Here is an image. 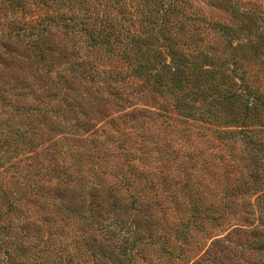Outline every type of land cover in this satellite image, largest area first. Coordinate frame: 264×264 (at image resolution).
<instances>
[{
    "label": "rangeland",
    "instance_id": "rangeland-1",
    "mask_svg": "<svg viewBox=\"0 0 264 264\" xmlns=\"http://www.w3.org/2000/svg\"><path fill=\"white\" fill-rule=\"evenodd\" d=\"M42 1L31 0L37 16L69 17L59 7L80 4ZM87 1L101 15L114 3ZM118 1L126 13L114 9L112 16L131 34L148 33L138 13L144 1L160 11L157 26L186 62L187 90L137 77L71 29L41 34L54 50L41 61L11 27L35 15L2 10L0 0V205L6 211L5 191L15 193L13 228L24 231L34 254L24 264L51 263L56 229L76 264H263L255 185L264 180V155L254 156L264 150V114L247 107L264 109V0ZM170 41L151 48L156 69L172 62ZM192 88L205 96L192 97ZM231 93L235 101H225ZM122 172L130 187L117 178ZM34 177L42 180L28 189L22 179ZM112 184L125 198L118 224L134 236H106L91 223V209L106 212L89 192ZM63 200L73 210L63 209ZM4 258L0 249V264Z\"/></svg>",
    "mask_w": 264,
    "mask_h": 264
},
{
    "label": "trees",
    "instance_id": "trees-1",
    "mask_svg": "<svg viewBox=\"0 0 264 264\" xmlns=\"http://www.w3.org/2000/svg\"><path fill=\"white\" fill-rule=\"evenodd\" d=\"M40 1L41 0H34ZM72 1L68 6L62 4L59 7V11L64 10L67 13H71V16L67 17L64 13L62 16L53 17L50 15H39L36 13H32L31 9V0H2L1 9L4 8L11 10L13 13H24L35 15L30 20H23L18 22H13L12 26L14 32H16L14 37H22L30 39L29 42L25 45L27 51H31L32 55H35V58L44 61L50 54L53 53L52 44H48L42 39L41 34H51L52 29L63 28V29H71L76 32L81 33L85 36L86 46L92 49L93 52L100 54H109V61H113L115 57L122 59L125 63L129 65L132 72L136 74L137 77L141 76L146 79L153 77L155 81H160L159 86L162 87V90L165 88L172 89L175 88L178 92H182L183 89H188V84L183 79V72L181 71L182 66L185 65L184 58L178 55L175 52V47L172 45L173 41L165 36L164 28L157 26L158 15L156 13H160V11H154L152 5H148L146 1L143 3V7L138 11V13L143 16L142 22L146 23V29L148 31L147 35L144 36L142 34H131L130 31H123V23L117 21L115 16H112V11L114 9L118 11L119 15L124 13V4L119 2L118 0H114L111 7V11H106L101 15L98 12V6L90 5L88 6L87 0H80V4L74 3ZM84 2V3H83ZM37 3V2H36ZM43 4H46V0L42 1ZM82 3V5H81ZM39 4V3H38ZM155 9V8H154ZM57 10V9H56ZM79 12V15H78ZM136 14V10H134ZM165 13H168V8ZM147 14V15H146ZM84 16V19H81V16ZM139 16V15H138ZM138 16H134L133 18H137ZM125 18H122V21ZM163 20V19H162ZM19 24V25H18ZM153 28V29H152ZM21 32L24 34L21 35ZM11 35V34H10ZM12 36V35H11ZM9 36V37H11ZM164 40V42L170 43V56L172 57V62L170 64H164L160 69L155 68V62L152 59L150 50L154 47V43L160 40ZM117 52H119L117 54ZM152 52V51H151ZM182 58V61H181ZM40 61V62H41ZM150 61V62H149ZM184 71V69H183ZM185 72V71H184ZM115 81L118 82L119 79L115 78ZM199 91V90H198ZM196 89L192 88L188 93L192 95V97H198L204 95H199ZM236 95L230 94L225 101H235ZM213 102V101H212ZM213 103L210 104L212 107ZM263 107V106H262ZM258 104L250 103L247 109H252L254 113L261 116L263 118L264 112L263 108ZM194 109V106L191 107ZM200 113L203 115H209V109L205 111L203 109ZM247 118V114L245 115ZM230 128H236V118L228 121ZM263 127V126H262ZM262 132L264 133V128H262ZM264 146V145H260ZM264 155L263 148L258 149V153L254 156L257 159ZM231 159L234 160L235 166V155L233 154ZM256 163H259V160H256ZM262 163V161H261ZM127 173L122 172L118 179H124L122 185H126L130 187V178L127 177ZM26 184L28 189H33L41 182L42 179H22ZM117 184H112L109 188H105L104 186L101 189L93 190L89 192L90 199H98L100 207L105 210L106 214H102L97 210L91 209L89 218L91 219V223L95 228H101L104 226L106 228L105 235H115L121 236L119 234L124 233V228L121 227V223L117 221V214H115L116 210L125 206L124 197L120 196V191ZM6 195L9 197L8 209L6 211H2L4 206L0 205V249L4 255L7 256V259L1 261L2 264H24L25 261L29 260L27 254L33 255L29 253L28 248L26 246L27 239L22 235L24 231L19 229L17 226V230H14L13 224L16 221L12 214L15 212L14 210V202H16V195L13 191H9L7 189ZM74 192L70 190L69 193ZM255 192L259 194L257 209L260 211L261 215H264V180L260 181V184L255 185ZM10 193V196L8 195ZM142 201L147 200V196L145 193H141ZM63 209L73 210L72 206L69 202L60 201ZM138 202V199L133 198V201L128 202L129 206H135V203ZM132 208V207H131ZM6 222V224H5ZM108 222V224H105ZM57 230V247L55 251L50 252L48 254V259L51 260L50 264H76L77 257L73 256L71 251L67 250L69 244L64 245V241H67L66 238H63V231L60 229ZM17 231V232H16ZM127 234L126 232L124 233ZM55 236V235H53ZM126 236H134L132 234ZM60 239V240H59ZM63 239V240H61ZM122 239H119L120 242ZM139 238L136 237V241L138 242ZM125 242L126 239H123ZM122 242V241H121ZM136 242V243H137ZM123 243V242H122ZM135 243V244H136ZM73 245V244H72ZM76 250H79V245H74ZM121 252H124L121 250ZM106 253V252H104ZM25 257L27 260H25ZM264 264V263H263Z\"/></svg>",
    "mask_w": 264,
    "mask_h": 264
}]
</instances>
